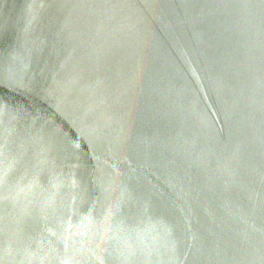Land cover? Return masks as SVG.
I'll list each match as a JSON object with an SVG mask.
<instances>
[{
  "label": "water",
  "instance_id": "1",
  "mask_svg": "<svg viewBox=\"0 0 264 264\" xmlns=\"http://www.w3.org/2000/svg\"><path fill=\"white\" fill-rule=\"evenodd\" d=\"M0 264H264V0H0Z\"/></svg>",
  "mask_w": 264,
  "mask_h": 264
}]
</instances>
